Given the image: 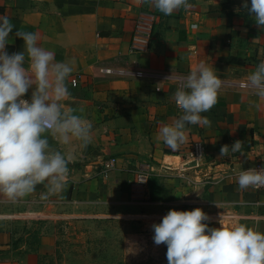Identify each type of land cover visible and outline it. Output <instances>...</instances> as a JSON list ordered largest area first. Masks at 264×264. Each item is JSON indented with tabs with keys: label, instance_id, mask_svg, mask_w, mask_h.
Wrapping results in <instances>:
<instances>
[{
	"label": "crops",
	"instance_id": "obj_1",
	"mask_svg": "<svg viewBox=\"0 0 264 264\" xmlns=\"http://www.w3.org/2000/svg\"><path fill=\"white\" fill-rule=\"evenodd\" d=\"M189 2V10L165 16L148 0H0V15L16 29L37 33L38 45L53 51L55 61L70 63L71 96L61 103L65 110L83 108L92 124L87 147L49 136L54 149L71 157L62 192L42 200V184L16 201L0 194V264H70L62 243L69 227L77 257L96 255L95 247L91 253L79 247L98 229L120 231L127 252L128 240L154 242L151 225L170 209L199 207L209 227L242 223L264 233V190L237 185L241 170L264 160V98L248 86L249 74L264 61V28H257L243 0ZM140 19L150 23V48L132 54ZM16 29L9 54L23 50ZM202 62L222 81L216 105L202 114L211 126L189 125L186 142L173 151L159 128L181 115L173 94ZM30 96L31 89L24 98ZM236 140L242 149L221 159L220 148ZM195 141L204 143L206 155L191 162ZM113 158L104 178L103 163ZM144 162L151 165L150 198L139 201L132 181Z\"/></svg>",
	"mask_w": 264,
	"mask_h": 264
},
{
	"label": "clouds",
	"instance_id": "obj_2",
	"mask_svg": "<svg viewBox=\"0 0 264 264\" xmlns=\"http://www.w3.org/2000/svg\"><path fill=\"white\" fill-rule=\"evenodd\" d=\"M148 2L165 16L192 7L189 0ZM243 9L257 28H264V0H251L250 6L243 0ZM14 29L10 18L0 15V194L16 201L43 184L47 191L41 199L46 200L64 190L71 162L70 156L51 146L49 136L62 144L75 138L87 147L92 124L82 115L83 108L65 110L61 103L71 96L67 83L73 71L70 63L55 61L53 51L38 45L39 35L23 28L14 33L23 40V50L9 54ZM221 85L216 69L203 62L186 76L173 94L181 115L159 128L167 148L175 151L186 142L189 125L211 126V120L202 114L216 105ZM248 86L264 98V61L249 74ZM30 89V99H25ZM242 147L241 140L225 144L219 157ZM237 185L239 190L264 186V167L241 170ZM209 219L199 207L170 209L159 223L151 225L154 244L167 247L168 264H264V233L256 226L226 227L219 221L220 227H209Z\"/></svg>",
	"mask_w": 264,
	"mask_h": 264
},
{
	"label": "rangeland",
	"instance_id": "obj_3",
	"mask_svg": "<svg viewBox=\"0 0 264 264\" xmlns=\"http://www.w3.org/2000/svg\"><path fill=\"white\" fill-rule=\"evenodd\" d=\"M102 230L91 231L95 232L96 235L87 239L85 238L87 241L83 242L84 247L81 244L79 249L89 250L91 253V250L95 247L96 249L92 253L96 255L83 258L77 257V242L74 230H71V227H69L63 231V249L65 253H69L66 255H69L68 260L70 264H168L164 245L157 246L154 242L146 241L140 245L141 240H128V245H126L128 250L125 252L123 248L125 247L126 240L120 231L116 235L117 232L114 233L112 230L108 234H105ZM89 238H94L95 240H89Z\"/></svg>",
	"mask_w": 264,
	"mask_h": 264
},
{
	"label": "built area",
	"instance_id": "obj_4",
	"mask_svg": "<svg viewBox=\"0 0 264 264\" xmlns=\"http://www.w3.org/2000/svg\"><path fill=\"white\" fill-rule=\"evenodd\" d=\"M150 37L151 28L150 23L143 19L138 21L136 29L134 31V36L132 40V45L130 47V52L132 54H141L149 51L150 48ZM79 81V77L73 79V83L76 85ZM206 149L205 145L201 141L193 142L191 149L188 154V158L191 162L199 161L205 158ZM116 159H109L103 163V168L101 169V175L106 178L109 176L111 170L114 168V163ZM151 165L150 162H144L135 171V176L132 181V197L135 200L147 201L150 198L149 180L151 175ZM264 167V160H259L256 162L254 168L259 169ZM255 188V187H254ZM256 190H264V186L255 188Z\"/></svg>",
	"mask_w": 264,
	"mask_h": 264
}]
</instances>
